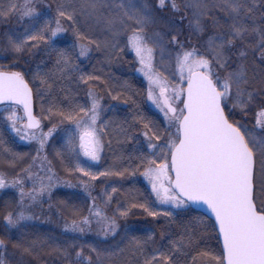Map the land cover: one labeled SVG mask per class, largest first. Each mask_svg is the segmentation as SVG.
<instances>
[{"label": "snow or ice", "instance_id": "1", "mask_svg": "<svg viewBox=\"0 0 264 264\" xmlns=\"http://www.w3.org/2000/svg\"><path fill=\"white\" fill-rule=\"evenodd\" d=\"M93 52L108 65L134 54L163 119L82 67ZM105 96L128 106L122 120ZM0 125L33 146L0 157L14 169L0 190L19 192L0 208V264H39L47 247L59 264H264V0H0ZM105 142L111 161L94 169ZM59 184L81 191L59 201L53 240L29 222ZM140 216L154 223H120Z\"/></svg>", "mask_w": 264, "mask_h": 264}, {"label": "trees", "instance_id": "2", "mask_svg": "<svg viewBox=\"0 0 264 264\" xmlns=\"http://www.w3.org/2000/svg\"><path fill=\"white\" fill-rule=\"evenodd\" d=\"M184 26H185V31H187V20H185ZM10 27L17 28L18 26L13 24V25H10ZM197 43L198 42L195 39H193V44H197ZM92 56H93V59L91 61L85 60L82 67H86L87 71H89V72L93 71V69L95 68L97 70V73L102 75V76L105 73H110L113 77L117 78V80L121 84L126 82L129 86L128 95L131 97V99H135V101L137 102V104L140 107V110L143 111V113L145 115H147L150 119H156L157 117H159V119L162 120V118L158 114L153 112L147 104V101H146V92H147L146 89L147 88H146V85L143 82V80L137 74V71H136L137 63L135 62V56L132 53H128L127 55H123L119 61L114 60V63L111 65L98 62V59L101 61L103 60V55L100 53L93 52ZM156 61L158 62L156 64V66H158L159 65V56L158 55L156 56ZM164 66L168 67L167 65H164ZM159 72H161V74H162L161 70H159ZM81 88H83V85H81ZM57 94H60L58 92V90H57ZM79 99L81 100V102H83L85 100V92L84 91H81L79 93ZM102 103H104L105 105L113 104V105H116V108H117V111H115V112L112 110H108L105 113L106 118H110V119L119 121V120H122L126 114H128L126 112V109L128 106L124 105L123 103H118L116 101H112L110 98H108L106 96H105V99L102 101ZM34 110H35L36 114L40 113L39 102L35 103ZM247 119L249 120L250 123H252V117L251 116H249ZM45 123H47V122L45 121ZM141 139H143V137H141ZM119 147H121V146L115 144V142L113 143V149H118ZM124 147L130 150L132 146L126 145ZM102 155L104 157H106L107 160L102 159L100 165L93 166L94 169L99 168L101 166H106V164L111 161L112 152H110L108 150L106 142H105V151ZM49 159H52V158L49 157ZM57 169H59V170L57 171L55 169V171L57 172V175L60 177L61 180L69 179L67 174L64 173L62 169H60L59 167H57ZM76 175L79 176L78 173ZM81 178L86 179L84 177H81ZM101 179H103V178H101ZM136 179L138 181V183L136 185L137 187L141 188L142 190H147L150 192V190L147 188V186L145 185V183L143 181V177L138 176ZM46 183H47V180H46ZM94 183H96L98 185V187L95 190V193H100L102 191L101 182L96 181ZM123 183L125 184V187L131 186V181H124ZM54 188H55L56 192L54 191V193H53L54 197L49 202L52 204V208L49 209V207H47L44 211L43 210L44 207H41L38 204L35 205L34 209H33L34 219L29 222L31 225L34 226L31 229L32 232L39 234L41 237H45V238L51 237L53 240H55L58 237H61V235L63 233V225L65 222V216H66V212H63V211L58 212V208L60 207L59 201L69 200L71 198L72 193H78L81 191L79 187H75V188L65 187L64 189H61V188L58 189L57 187H54ZM54 188L52 190H54ZM116 197L120 200L124 199V197L120 196L119 194H116ZM120 223L122 225L124 223L133 224V225H147L149 223H154V222L151 221L150 217L140 216V217H130L127 221L121 220ZM85 239L91 241V240L97 239V236H96L95 232H92V233H89L85 237ZM109 239H112V238L110 237ZM48 253H50V254H48ZM53 255L55 256V253L52 252L51 247H47V248H45L44 252H42L40 254L39 261L41 263L46 262L47 259ZM46 263H48V262H46Z\"/></svg>", "mask_w": 264, "mask_h": 264}, {"label": "rangeland", "instance_id": "3", "mask_svg": "<svg viewBox=\"0 0 264 264\" xmlns=\"http://www.w3.org/2000/svg\"><path fill=\"white\" fill-rule=\"evenodd\" d=\"M133 55H134V54H133ZM157 63H158V62H157L156 59H155L153 67H154V70H155L156 72H159V70L161 69L162 66H161L160 64H159L158 66H156ZM138 67H139V65L137 64V68H138ZM163 67H164V68H167V67H165V66H163ZM157 69H158V70H157ZM159 73H160L161 77H163V76L166 75V72H162V74H161V72H159ZM137 74H138V76L143 80V82L145 83L146 88H148V82H147L146 78L144 77V75H143L141 72H137ZM146 91H147V89H146ZM146 101H147V104H148L149 108H150L153 112H155L156 114H158V115L163 119L162 115H160V114L155 110L154 106L151 105V102L148 101V99H147V92H146ZM21 114H22V113H21ZM252 126H253V122H252V123L249 122L248 125H247L248 128H252ZM52 143H53L52 141H49V144H50V145H51ZM5 147H7V148H9V149H11V150H13V151H15V152H17V153L29 152V151H31L32 148H33L32 145H28L26 142H22V141H20V140L18 139V137H16L15 133H12L10 129L6 128V127L3 126V125H0V157L6 155V153L3 152V149H4ZM57 147H58V145H57ZM47 151H48L49 157L52 158V156H53L52 148H51V147L48 148ZM32 155L35 156V152H34V151H32ZM82 159H84V158L82 157ZM84 162H85L86 164L91 163V162H89V161H87V160H84ZM39 164H40V161L38 160V161H37V165H39ZM93 166H95V165H93ZM56 170L58 171L59 169L56 168ZM0 172L4 173L5 178L8 179L9 181L13 178L14 169H12V168H10V167H8V166H6V165H3L2 163H0ZM34 172L39 173L41 176L44 175V173L40 171V168H39V167H36V168L34 169ZM78 174H79V173H78ZM61 178H62V177H61ZM143 181H144V180H143ZM44 182L46 183V180H45ZM32 183H33L32 181H26V185H25V191H26V192L31 190V185H32ZM39 183H40V181H39L38 179H36V180H35V184H36L37 187H39ZM144 183H145V185L147 186V188L150 190V187L146 184L145 181H144ZM58 186H59V187H58ZM58 186H56L58 189H60V188H61V189H64V188H65V186H64L63 184H59ZM54 191L56 192L55 188H54V190H52L51 200H52L53 197H54V194H53ZM18 200H19V192H18V190H17L16 188H7V189H2V190H0V208H2V207L4 206V204H5L6 201H7V202H12V203H14V202H16V201H18ZM51 200H49L48 197H47V195H45V197H44V201H45V202H44L43 204H38V205L41 206V207H44L43 210L45 211V209H46L47 207H49V204H48V203H49ZM98 202H99V201H98ZM33 209H34V208H33ZM175 211H179V210H175ZM0 224H1V225L3 224L2 217H0ZM46 262H48V263H46ZM46 262L41 263V262L39 261V264H40V263H41V264H50V263H51V264H59V260L57 259L56 254H55V256H54V255H53V256H50V257L47 259ZM33 264H36V262L34 261Z\"/></svg>", "mask_w": 264, "mask_h": 264}]
</instances>
